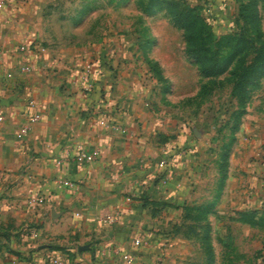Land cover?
Instances as JSON below:
<instances>
[{"label": "crops", "instance_id": "obj_1", "mask_svg": "<svg viewBox=\"0 0 264 264\" xmlns=\"http://www.w3.org/2000/svg\"><path fill=\"white\" fill-rule=\"evenodd\" d=\"M202 1L227 18L232 0ZM117 4L7 0L0 8V264H123L139 237L152 243L136 251L138 264H183L193 240L181 231L188 208L215 195L218 212L252 227L264 264V109L241 126L220 189L206 133L184 126L172 138L170 118L152 104L158 97L140 84L127 57L150 46L136 45L141 34L117 20ZM30 100L42 119L20 147ZM71 148L89 161L68 157ZM109 215L116 221L105 223Z\"/></svg>", "mask_w": 264, "mask_h": 264}, {"label": "rangeland", "instance_id": "obj_2", "mask_svg": "<svg viewBox=\"0 0 264 264\" xmlns=\"http://www.w3.org/2000/svg\"><path fill=\"white\" fill-rule=\"evenodd\" d=\"M117 1V20L125 28L132 24L141 34L136 45L150 46L143 53L129 54L127 60L138 64V70L133 71L140 84L150 87L158 97L152 104L170 118L167 126L175 131L172 138L184 126L200 127L213 145L218 167L226 157L230 166L241 126L252 110L264 109V72L245 93H234L245 70L258 59L264 41V0H232L225 7L227 18L223 20L202 0H174L187 8H198L195 35L197 45L205 48L200 52L203 61L190 55L188 31L168 11H145L140 2L147 4L149 0ZM129 13L131 18H126ZM203 67L212 68L211 73L204 72ZM211 200L215 202L216 195ZM235 218L236 213L218 212L217 205L205 220L188 217L181 231L193 240L185 245L183 264H208L209 245L214 264H259L263 250L255 249L250 240L252 227L244 228ZM260 230L264 243V215L260 216Z\"/></svg>", "mask_w": 264, "mask_h": 264}, {"label": "trees", "instance_id": "obj_3", "mask_svg": "<svg viewBox=\"0 0 264 264\" xmlns=\"http://www.w3.org/2000/svg\"><path fill=\"white\" fill-rule=\"evenodd\" d=\"M141 6L145 7V11L147 12H154L158 10L159 8H162L166 11H168L174 21L185 27L188 31V38L190 41V45L188 47V52L190 55L198 60V61H203L202 57L200 55L201 50H204V46H198L197 45V37L195 35L197 31V24H198V8L196 7H185L183 4L179 1H174V0H149L147 4H144L143 1L140 2ZM204 72L211 73L212 68L208 67H203L202 68ZM264 72V41L262 42V45L258 51V59L256 62H254L253 65L249 66L241 78L238 80L236 83V86L234 88V93L239 92L240 95L242 93H245V89L252 84H256L257 82L260 81V78L262 77V74ZM227 158V157H226ZM224 158L222 162L220 163V173H221V179L219 182V188L221 189L222 186L225 183V180L227 178L228 174V162L227 159ZM218 198V197H217ZM217 203V199L215 202H211L208 204L200 205V206H194V207H189L188 208V213H187V218H191L194 221L198 220H205L208 217V214L211 213L213 210L214 206ZM199 216L197 213H199ZM210 248V254H209V259H208V264H214V256H212V245H209Z\"/></svg>", "mask_w": 264, "mask_h": 264}, {"label": "built area", "instance_id": "obj_4", "mask_svg": "<svg viewBox=\"0 0 264 264\" xmlns=\"http://www.w3.org/2000/svg\"><path fill=\"white\" fill-rule=\"evenodd\" d=\"M7 4V0H0V8ZM22 70L29 71L30 66L25 65L22 67ZM91 73L87 76V85L86 90H90L92 87L91 84ZM25 117H26V123L16 132V139L20 145V147H25L27 142V137L31 131V129L38 124L42 119V106L35 100H30L28 103V106L25 111ZM0 119H3L2 116H0ZM102 124L107 123L108 121L105 119H102L100 121ZM66 154L68 157H73L78 163L85 164L89 161V156H87L83 151H79L78 153H73V149H68L66 151ZM63 161H59V163H62ZM161 168H166L168 165V161L162 160L160 162ZM61 183H64L67 186H72V182L70 180H63ZM43 197H38L34 199V202H43ZM116 221V217L113 215H109L104 219L105 223H113ZM152 240L148 237H139L134 242V250L133 251H126L124 254H122V263L123 264H138L139 255L136 253V251L143 252L145 249L151 246ZM164 255H159V259H162ZM57 264H64L63 261H56ZM143 264V263H141Z\"/></svg>", "mask_w": 264, "mask_h": 264}]
</instances>
